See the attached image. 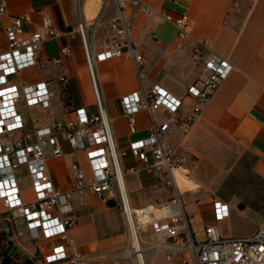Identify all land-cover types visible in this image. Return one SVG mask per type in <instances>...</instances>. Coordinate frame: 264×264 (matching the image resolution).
I'll list each match as a JSON object with an SVG mask.
<instances>
[{
	"label": "crops",
	"instance_id": "obj_1",
	"mask_svg": "<svg viewBox=\"0 0 264 264\" xmlns=\"http://www.w3.org/2000/svg\"><path fill=\"white\" fill-rule=\"evenodd\" d=\"M157 9H165L174 17L187 15L189 38L179 43L176 27L171 23L160 25L156 17H147L135 6H126L124 16L131 22L130 39L139 46L143 63L137 70L132 58L114 56L96 60L93 74L103 106L109 119L111 135L119 165L124 170V185L132 208L152 206L154 216L161 215L159 206L173 195L158 177L132 153L130 143L146 137L152 120L161 124L173 122L163 141L183 156L182 167L188 173V184L193 188L182 192L188 216L189 230L201 236L203 226L212 225L224 237L250 236L264 217V0H141ZM5 6L4 21L11 16L28 15L25 33L40 29L41 16H50L56 37L45 38L41 44L40 61L43 65L24 68L10 78L13 83L21 80L37 82L46 80L52 96L48 108L40 104L27 106L19 100L18 108L24 123L21 130L8 133L13 140L28 134L32 138L35 128L52 126L54 121L74 117V109L84 107L96 110L95 91L82 37L77 25H84L85 37L93 53L107 45L118 43L122 35L110 28L114 11L109 6L98 22L103 0H0ZM73 31L74 37L68 32ZM154 34V38L152 37ZM211 42L209 52L226 58L233 69L213 93L196 117L190 130L183 134L174 122L190 112L193 99L187 95L188 86H201L206 69L202 59L194 58L198 40ZM63 45L70 47L62 55ZM177 46L178 52H174ZM0 33V50L5 49ZM124 49V46L122 47ZM59 58L56 62L55 59ZM68 78L66 88L59 76ZM160 87L181 103L175 112L159 107L151 113L140 109L134 114V131L128 125L120 98L128 93ZM62 152L46 151V165L55 186L70 192V205L74 225L70 229L74 243L89 264H135L123 254L132 245L128 223L116 185L113 195L103 192L95 196L85 189L82 194L71 190L72 166L77 165L85 178L90 176V166L84 149H74L61 140ZM133 168V170H130ZM21 196L25 201L34 199L31 179L25 164L14 169ZM185 194V195H184ZM219 200L228 206V213L221 219L215 217L213 202ZM0 231L10 220L0 202ZM143 262L147 264H179L192 254L183 250L149 248L152 231L148 223L135 217ZM20 234L14 245L25 251L34 264H70L68 261L43 262V256L61 242L58 237H30L23 219L17 220ZM199 236V237H200ZM182 239L172 243L182 246ZM172 253L171 259L167 258ZM133 254L131 255V257ZM130 257V258H131ZM132 262V263H131ZM145 263V264H146ZM193 264V263H189Z\"/></svg>",
	"mask_w": 264,
	"mask_h": 264
},
{
	"label": "built area",
	"instance_id": "obj_2",
	"mask_svg": "<svg viewBox=\"0 0 264 264\" xmlns=\"http://www.w3.org/2000/svg\"><path fill=\"white\" fill-rule=\"evenodd\" d=\"M109 6L114 11L110 28L122 35L118 43L107 45L101 51L93 53L87 43L83 23L79 22L76 29L82 37L86 61L93 80L96 110L88 112L84 107L75 108L73 118L64 122L54 121L52 126L35 128L32 138L26 134L11 140L8 133L24 127L18 108L19 100H23L27 106L40 104L43 108H48L52 92L46 80L32 83L21 80L19 83H13L10 78L24 68L43 65L40 61L41 44L45 38L56 37L58 33L46 13L41 16L40 29L25 33L24 23L29 20V16L14 15L8 21H4L5 6L0 2V33L6 45L5 49L0 50V202L3 211L11 220L10 226L16 235H19L17 220L21 218L32 239L54 237L61 239L60 243L54 245L51 251L43 256L45 263L68 261L70 264H89L70 235V229L74 225L69 202L70 192H64L53 184L46 165V151L51 149L52 154H60L62 152L60 141L63 140L74 149H84L90 166L88 178L84 177L77 165L72 166V191L80 195L88 189L95 196L103 198V192L112 196L113 185H116L133 245L131 250H125L124 257L130 258L135 254L138 263L143 264L142 249L134 245L137 232L134 229L135 217L138 216L151 227L150 249L154 251L158 248L179 249L192 254L191 260L184 258L179 264H264V217L250 236L224 237L212 225L203 226L200 237L190 232L182 191L176 180V175L180 172L188 179V173L182 167L184 157L177 154L172 145L163 141L168 128L173 124L170 120L161 124H156L152 120L148 135L132 141L130 149L164 186L172 190L173 195L169 201L159 206L161 210L159 216L153 215L150 205L139 208L130 206L124 185V170L119 165L109 119L96 86L93 64L96 60L126 56L134 60L137 70L142 65L143 56L140 48L130 39L131 22L123 13L126 6L137 7L149 18L156 17L160 25L171 22L176 27L179 43H184L189 38V19L187 15L174 17L165 9L154 8L141 0H103L96 22ZM67 35L72 38L74 32L70 31ZM152 37H155L154 34ZM210 47L209 40L200 38L194 48V58L203 60L206 73L201 86L191 85L186 89L187 95L193 99V104L189 113L174 122L183 134L190 130L202 108L233 69V65L226 58L209 52ZM69 52L68 45H63L60 49L62 55ZM174 52H178L177 46ZM58 60L59 58L55 59L56 62ZM59 80L66 88L68 78L60 75ZM120 102L127 116L129 128L134 131V114L138 110L145 109L151 113L159 107H164L175 112L181 100L156 86L143 91L141 96L137 92L125 94L120 98ZM20 164L26 165L31 179L34 192V199L31 201L22 198L18 178L14 175V169ZM213 208L217 219L228 213L227 204L219 200L213 202ZM185 235L186 241L182 246L172 243L173 239H182ZM172 256L171 252L167 254L168 259Z\"/></svg>",
	"mask_w": 264,
	"mask_h": 264
},
{
	"label": "rangeland",
	"instance_id": "obj_3",
	"mask_svg": "<svg viewBox=\"0 0 264 264\" xmlns=\"http://www.w3.org/2000/svg\"><path fill=\"white\" fill-rule=\"evenodd\" d=\"M177 177H178V182H179V184L180 185H184V187L183 188H181L182 189V191L184 190V189H192L193 188V185H191V186H189V187H186L187 186V184L189 183L188 181L189 180H187L186 178H184L183 176H180V175H178V173H177ZM182 195V194H181ZM185 195V194H184ZM182 199H183V196H182ZM183 203H184V200H183ZM185 205V204H184ZM122 216H123V218H124V220H125V214L124 213H122ZM0 217H5V216H1L0 215ZM11 220H5V222H6V229H4V230H1L0 231V264H3L2 263V261H6V262H8L9 264H16V262H20L21 260H23L24 258H28L27 256V254H26V252L25 251H22V250H17L16 248H17V246L16 245H14V241L16 242V239L18 238V236L16 235V233H15V230L10 226V222ZM136 225V224H135ZM137 231V230H136ZM137 235H138V232H137ZM200 235L198 234L197 235V237H199ZM138 237H139V235H138ZM132 240V239H131ZM140 241V240H139ZM140 244H141V242H140ZM9 247V248H8ZM8 248V249H7ZM12 248H15L16 249V254H15V256H13L12 257V261H13V263H12V261H8V260H6L5 258H4V255L6 254V252H7V250H12ZM133 248V245H130L129 246V249L131 250ZM151 256V254H149V253H146L145 254V257H146V261H147V263H148V259H149V257ZM127 260H131V259H133L134 260V263L135 264H139L138 263V259H137V256L135 255V254H133V256L131 257V258H126ZM132 263V262H131ZM146 263V262H145ZM146 263V264H147Z\"/></svg>",
	"mask_w": 264,
	"mask_h": 264
},
{
	"label": "trees",
	"instance_id": "obj_4",
	"mask_svg": "<svg viewBox=\"0 0 264 264\" xmlns=\"http://www.w3.org/2000/svg\"><path fill=\"white\" fill-rule=\"evenodd\" d=\"M9 248V247H8ZM7 248V249H8ZM16 254V249L12 248V250H7L6 254L4 255V258L8 261H12V257L15 256ZM3 264H9L6 261H2ZM13 263V261H12ZM16 264H34L30 259L28 258H24L23 260H21L20 262H16Z\"/></svg>",
	"mask_w": 264,
	"mask_h": 264
},
{
	"label": "bare ground",
	"instance_id": "obj_5",
	"mask_svg": "<svg viewBox=\"0 0 264 264\" xmlns=\"http://www.w3.org/2000/svg\"><path fill=\"white\" fill-rule=\"evenodd\" d=\"M181 171H182V170H181ZM182 172H183V171H182ZM178 175L183 176L181 172L178 173ZM176 176H177V175H176ZM183 177H184V176H183ZM176 180H177V183H178L179 189L182 191L181 188H183L184 185H180V184H179V182H178V177H176ZM187 180H188V179H187ZM182 192H183V191H182ZM134 229H136V228L134 227ZM134 245H135L136 247L141 248V247H140V242H139V237H138V235H137V232H136V236L134 237ZM142 262H143V258H142ZM143 264H145V263L143 262Z\"/></svg>",
	"mask_w": 264,
	"mask_h": 264
}]
</instances>
